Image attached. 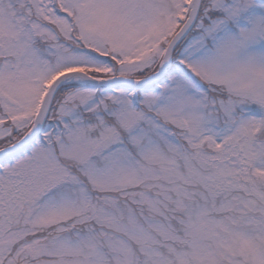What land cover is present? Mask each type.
I'll use <instances>...</instances> for the list:
<instances>
[{"label": "snow or ice", "instance_id": "6c2138e0", "mask_svg": "<svg viewBox=\"0 0 264 264\" xmlns=\"http://www.w3.org/2000/svg\"><path fill=\"white\" fill-rule=\"evenodd\" d=\"M0 264H264V0H0Z\"/></svg>", "mask_w": 264, "mask_h": 264}]
</instances>
